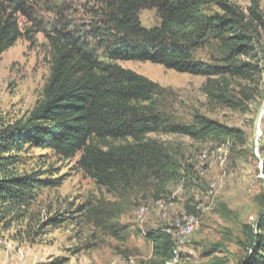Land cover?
I'll return each instance as SVG.
<instances>
[{
    "label": "trees",
    "instance_id": "trees-1",
    "mask_svg": "<svg viewBox=\"0 0 264 264\" xmlns=\"http://www.w3.org/2000/svg\"><path fill=\"white\" fill-rule=\"evenodd\" d=\"M97 4L94 48L84 39V31L74 34L56 23L43 29L51 67L42 99L27 123H17L0 136V213L5 217L25 212L34 189L44 184L16 170L11 152L24 145L53 149L65 159L79 155V167L99 187L147 190L159 202L173 183L198 188L201 182L180 147L160 141L159 136L178 135L200 144L229 145L231 150L244 144L243 132L198 113L186 123L165 113L158 102L165 90L119 62L151 63L202 76L207 79L202 91L209 100L237 109L230 81L259 84L264 78V49L258 46L264 15L256 0L246 12L230 0H98ZM210 6L217 11L206 13ZM32 8L28 0H0V55L26 36L18 16L33 22ZM145 9L156 10L158 26H142L139 13ZM34 23L36 28L42 25L40 20ZM211 43L216 44L220 65L196 60L195 53ZM260 200L263 212L254 227H244L249 250L238 264H264V195ZM185 210L187 215H199L196 207L186 205ZM95 215L102 218L98 212ZM166 229L146 235L150 264L177 258L176 240Z\"/></svg>",
    "mask_w": 264,
    "mask_h": 264
},
{
    "label": "rangeland",
    "instance_id": "rangeland-1",
    "mask_svg": "<svg viewBox=\"0 0 264 264\" xmlns=\"http://www.w3.org/2000/svg\"><path fill=\"white\" fill-rule=\"evenodd\" d=\"M28 1L35 13L33 20L42 25L36 28L34 21L18 16L26 36L0 55V136L17 123H27L42 99L51 67V50L43 31L47 25L56 23L74 34L84 31L90 47L96 46L92 25L98 0ZM230 1L246 12L252 0ZM256 1L264 15V0ZM205 11L212 14L217 9L210 6ZM139 19L145 28L160 24L154 9L141 10ZM258 41L264 49V31ZM195 57L205 65L221 63L214 43ZM119 65L163 88L165 94L158 102L179 122H189L198 113L243 132L244 144L231 150L229 145L200 144L178 135L159 136L160 141L180 147L201 180L198 188L171 184L169 194L159 202L147 190L99 187L79 167V155L65 159L53 149L24 145L11 152L16 170L44 184L34 189L22 214L5 217L0 213V264H150L152 250L146 235L174 227L186 214V205L200 208L199 226L183 245L172 228L170 233L179 239L177 258L168 264H238L247 256L244 227H254L263 212L264 78L259 84L231 80L229 91L239 102L232 109L208 99L202 91L207 79L202 76L136 61ZM201 153L207 157L203 159ZM216 181L219 184L213 190ZM141 208L146 214L139 220ZM95 212L102 214L100 220ZM216 245L218 250L205 257Z\"/></svg>",
    "mask_w": 264,
    "mask_h": 264
},
{
    "label": "bare ground",
    "instance_id": "bare-ground-1",
    "mask_svg": "<svg viewBox=\"0 0 264 264\" xmlns=\"http://www.w3.org/2000/svg\"><path fill=\"white\" fill-rule=\"evenodd\" d=\"M201 157L203 159H205L207 157L206 153H201ZM218 184H219V182H218ZM218 184H217V182L216 183H212L211 188L214 190ZM196 209L198 211L200 210L199 207H196ZM145 214H146V210L144 208H141L138 211V213H137L138 219L139 220L140 219H143L145 217ZM199 222H200L199 221V215H186V214L184 215L183 214V217L181 218V220L178 221L174 225V227H171L170 229H168L167 231L165 230V231L168 232V233H170V232H173V229L172 228H175L177 235L179 234V236H180L181 244L183 245L184 242L187 241V239L193 234V232H195V230L199 226ZM174 232H175V230H174ZM176 240H179V239H176Z\"/></svg>",
    "mask_w": 264,
    "mask_h": 264
},
{
    "label": "built area",
    "instance_id": "built-area-1",
    "mask_svg": "<svg viewBox=\"0 0 264 264\" xmlns=\"http://www.w3.org/2000/svg\"><path fill=\"white\" fill-rule=\"evenodd\" d=\"M216 182H219V181H216Z\"/></svg>",
    "mask_w": 264,
    "mask_h": 264
}]
</instances>
